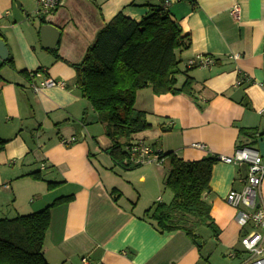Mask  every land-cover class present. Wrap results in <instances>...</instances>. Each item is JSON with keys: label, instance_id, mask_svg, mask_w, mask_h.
Listing matches in <instances>:
<instances>
[{"label": "crops", "instance_id": "0c3cea01", "mask_svg": "<svg viewBox=\"0 0 264 264\" xmlns=\"http://www.w3.org/2000/svg\"><path fill=\"white\" fill-rule=\"evenodd\" d=\"M62 1L41 24L20 1L17 8L14 0H0V35L13 66L0 60V140L5 141L0 220L72 197L50 209L42 249L47 264H81L82 258L90 264H240L244 252L238 244L245 230L225 197L241 190L246 166L219 162L212 168L203 199L219 230L216 239L208 232L199 249L183 231L157 232L142 216L154 203L171 200V195L165 202L162 197L163 163L131 170L114 165L105 152L111 145L106 124L83 98L68 64L80 63L97 31L118 13L139 22L152 9L165 7L190 39L188 49L175 51V57L182 73L177 84L191 78L192 93L139 90L134 109L146 114L150 127L132 135L123 152L142 141L155 152L192 162L230 156L247 146L264 163V0ZM235 6L238 19L231 15ZM47 24L59 30L55 50L41 47L40 28ZM199 55L211 57L213 65L186 69L187 61ZM38 70L63 87L33 92L31 83L39 80L29 73ZM242 130L258 135L248 138ZM72 137V144L62 143ZM48 183L56 185L48 188ZM112 189L120 195L116 202Z\"/></svg>", "mask_w": 264, "mask_h": 264}, {"label": "trees", "instance_id": "16d2710c", "mask_svg": "<svg viewBox=\"0 0 264 264\" xmlns=\"http://www.w3.org/2000/svg\"><path fill=\"white\" fill-rule=\"evenodd\" d=\"M38 20L45 23L43 18ZM0 40L3 41L1 35ZM189 45V36L182 34L165 7L161 6L152 9L139 22L118 13L97 31L80 63L65 62L74 70L75 83L83 98L98 119L106 124L105 133L111 145L105 152L114 165L124 170L138 167L124 163L127 157L123 147L132 135L150 127L146 114L134 109L135 95L139 90L149 88L154 95H191V78L185 76L183 82L177 84V76L182 73L175 57V51L188 49ZM2 64L13 69L11 57ZM240 132L252 139L258 135L256 131ZM4 144L5 141L0 140V152ZM159 155L164 159L162 163L166 169L162 183L170 192L171 200L167 204L154 203L143 212L142 218L159 233L183 231L193 243L200 241V249V228H206L215 239L219 233L210 216V205L203 199L217 158L209 156L186 162L173 153ZM32 177L40 179L35 173ZM55 185L47 184L48 188ZM110 195L114 202L120 197L116 189H112ZM71 200L72 197L59 198L39 212L1 219L0 264H47L42 249L50 209Z\"/></svg>", "mask_w": 264, "mask_h": 264}, {"label": "built area", "instance_id": "2783aa9c", "mask_svg": "<svg viewBox=\"0 0 264 264\" xmlns=\"http://www.w3.org/2000/svg\"><path fill=\"white\" fill-rule=\"evenodd\" d=\"M34 3L33 14L37 19H45L63 6L62 0H32ZM167 6V3L165 4ZM231 15L238 19L237 6L231 9ZM214 63L208 56H195L187 61L185 68H208ZM31 80L38 79L39 84L31 83L33 92L45 88L63 87V83H55L52 79L44 77L42 71L29 73ZM75 138L62 141L63 144H72ZM198 146V145H197ZM201 148V146H198ZM127 159L124 163L140 165L157 162L161 164L159 152H155L142 141H136L125 147ZM217 162L232 166L245 165L247 173L243 179L240 191H230L225 202L235 210L234 219L239 227L245 230L240 245L244 258L240 264H264V163L262 157L249 147L236 148L230 156H216ZM232 257V256H230ZM81 264H90L86 258L81 259Z\"/></svg>", "mask_w": 264, "mask_h": 264}, {"label": "water", "instance_id": "95a60500", "mask_svg": "<svg viewBox=\"0 0 264 264\" xmlns=\"http://www.w3.org/2000/svg\"><path fill=\"white\" fill-rule=\"evenodd\" d=\"M14 2L17 8L21 6V3L19 2V0H14ZM58 38H59V30L56 27L50 24L41 26L40 43H41L42 49L55 50L57 42H58ZM7 57H8V51L5 47L4 42L0 40V60L5 61ZM195 245L199 247L201 245L200 241L196 240Z\"/></svg>", "mask_w": 264, "mask_h": 264}, {"label": "rangeland", "instance_id": "374dc122", "mask_svg": "<svg viewBox=\"0 0 264 264\" xmlns=\"http://www.w3.org/2000/svg\"><path fill=\"white\" fill-rule=\"evenodd\" d=\"M22 4H23V8L26 12H32V10L34 9V3L32 0H19ZM166 170V169H165ZM165 194V196H164ZM170 192L164 188L163 186V193H162V197H163V201L165 202V197L166 196H170ZM208 230L206 228H200L199 231H198V234L201 236V237H205L207 234H208ZM242 234H241V237L239 239V244L238 246L240 247V242H241V239H242Z\"/></svg>", "mask_w": 264, "mask_h": 264}]
</instances>
